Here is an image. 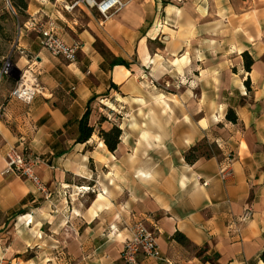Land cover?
<instances>
[{
	"label": "crops",
	"instance_id": "obj_1",
	"mask_svg": "<svg viewBox=\"0 0 264 264\" xmlns=\"http://www.w3.org/2000/svg\"><path fill=\"white\" fill-rule=\"evenodd\" d=\"M172 2L134 0L109 18L103 31L118 48L109 58L95 49L100 29L91 8L79 6L89 18L80 25L59 10L52 12L50 0H29L31 17L46 15L45 27L53 24L66 43L79 41L82 48L75 63L37 52L32 59L41 94L31 103L9 99L0 116V264H120L123 245L139 221L156 232L165 259L142 257L140 264H264V60L256 59L245 77L226 71L217 76L214 109L222 114L215 118L208 114V83L203 81L209 73L191 77L188 71L195 59L191 48L208 44L210 30H257L259 14L263 32L264 0ZM156 39H162L164 54L150 51L149 41ZM247 39H254L249 43L263 48L264 56V39L256 42L251 34ZM134 41L136 49L130 50ZM166 58L176 77L192 81L173 98L156 85V67ZM199 58L198 63L205 62L202 54ZM119 59L130 66L115 65ZM248 79L252 97L246 99ZM93 96L98 104L92 106V126L98 125L102 107L119 115L142 112L121 121L115 152L95 135L76 143L78 121ZM230 108L238 124L226 121ZM130 125L136 133L127 130ZM70 129L76 136L66 135ZM212 136L221 157L188 164L185 154ZM11 148L42 158L36 174L46 195L31 181L5 173ZM229 156L234 178L223 182L220 166ZM246 207L253 218L234 224ZM177 232L208 251L198 257L172 239Z\"/></svg>",
	"mask_w": 264,
	"mask_h": 264
},
{
	"label": "rangeland",
	"instance_id": "obj_2",
	"mask_svg": "<svg viewBox=\"0 0 264 264\" xmlns=\"http://www.w3.org/2000/svg\"><path fill=\"white\" fill-rule=\"evenodd\" d=\"M133 2L134 0H128L129 2ZM169 2L171 4L175 3L172 1L175 0H163V2ZM51 3H53V7H51L52 12L55 10H59L61 14H63L68 20L73 21L74 19H77L79 21L80 25H86L88 24L89 18L81 10L80 7L75 8L72 12L67 11L65 9V4H72L75 2V0H50ZM10 3V4H9ZM0 0V22L3 25L6 33L9 36L8 40L2 39L1 46H0V52L4 56L1 59L5 60V64L9 63L13 66L12 70L10 71L9 75H5V77L0 78V116L4 112V109L7 105V102L9 99H12L11 93L14 91V89L19 84L20 76L17 71L15 70H23L25 71L29 67H31L34 71H37V65L33 66V63H28V60H31L32 57L37 52H42L45 50H42L39 44V37H40V31L46 26L48 17L44 15L43 18L40 20H35L33 17H31L28 14V10L21 16L16 17L14 10L12 8L11 0ZM62 5V8H61ZM65 11V13L63 12ZM92 14L95 17V23L100 29V36H97L96 43H95V49L102 55H107L109 58H112L114 56V50L118 49L114 44L112 43V39L106 35V33L103 31L105 22L108 19H104L101 15H99V12L95 9H92ZM117 15V14H116ZM116 15H114L111 18H114ZM102 17V18H101ZM262 15L257 14L256 15V25L257 30H224V31H209L208 34V44H204L202 47L197 46L194 48H191L193 51V54L195 55V59H193L189 65L188 71H190L191 77H194L196 72L199 73L201 71H205L209 73V77L203 79L204 82L208 83L206 85L207 88V100L209 104V111L208 114L214 117L215 113L222 114V111L217 112L214 108L217 101V90H216V84L218 83L217 76L220 75L221 72H228L230 75L235 74L240 77H245L246 73H248L245 69V62L246 58L242 55L244 52H248L250 56L256 61L261 62V60H264V56L260 55L261 50L263 48H260L259 45L252 42L253 40L247 39V35L251 34L252 37H255V41L259 42L260 39H264V31L260 29V26H263V20ZM144 34L145 31H141V34ZM140 34V35H141ZM160 38V37H159ZM162 39H156L154 41H149V48L150 51L158 52L161 54H164V45L162 44ZM255 42V43H256ZM24 44V48L21 47L20 50H18L19 44ZM137 46V41L133 42V46L130 47V50H135ZM116 47V48H114ZM81 52L78 54V58ZM203 55V58L205 60L204 63H198L197 60H200L199 56ZM132 63L136 64L138 62L137 56L132 55ZM170 58L161 59L159 64L156 67V71L160 74L158 76L159 79H156L158 81L159 89H161V92L164 93L165 96L173 98L172 94H180L183 86L187 85L189 87L192 84V81L184 78V77H176L174 72H177L176 69L173 67L174 64L169 62ZM33 66V67H32ZM139 69V68H136ZM180 69V68H178ZM252 70V69H251ZM139 71L146 72L147 70L145 68H140ZM38 74V71L36 75ZM171 74V75H170ZM173 74V75H172ZM38 76V75H37ZM170 76V77H169ZM196 80V79H194ZM150 86L153 85V80H148ZM247 80H245L246 82ZM250 81V79H249ZM244 82V84H245ZM212 84H215L214 86ZM250 82V87H251ZM195 86V85H192ZM246 87V85H245ZM4 91V92H3ZM248 97L246 99H249L252 97L251 93H248V90L246 88ZM3 94H5L3 96ZM193 99L196 98V94H193V92L190 94ZM7 99V102L5 100ZM179 102V101H178ZM98 104V102L95 100L93 102L94 105ZM102 115L98 117V122L101 118H105L104 122L101 126V128L105 131H109L112 129L113 126H120L119 124L121 121L124 120H131L136 119L137 114H139V117H142V112H139L136 114V111H132L130 109V115L121 114L120 115L108 111L105 108L102 107V110H99ZM149 113V112H147ZM137 115V116H136ZM226 119V118H225ZM227 121V120H226ZM228 122V121H227ZM127 130L132 132V134L136 133L137 127L135 125L127 126ZM100 131V130H99ZM99 131L95 133L96 138H99L101 142L102 139L99 136ZM66 135L70 136H76L75 133L72 132V129L68 130ZM77 139V138H76ZM214 139V136L210 137L207 141L210 142V144H215V148L211 149V153L213 155L219 154L220 147L218 146L217 142ZM104 143V142H103ZM105 144V143H104ZM93 147L89 148L92 149ZM24 154H30L29 151H24ZM218 157H221L218 156ZM22 180H26V178L22 177ZM39 191V190H38ZM40 193H43L42 191H39ZM124 248V245H123ZM123 251V249H122ZM122 256V252H121ZM213 260V256L208 257ZM120 264H124L123 259H120Z\"/></svg>",
	"mask_w": 264,
	"mask_h": 264
},
{
	"label": "built area",
	"instance_id": "obj_3",
	"mask_svg": "<svg viewBox=\"0 0 264 264\" xmlns=\"http://www.w3.org/2000/svg\"><path fill=\"white\" fill-rule=\"evenodd\" d=\"M9 3V0H8ZM10 4V3H9ZM128 5V0H75L74 3L65 7L67 11L72 12L79 6H86L95 9L104 19H109L120 13ZM39 44L42 50L49 52L55 58H62L70 63H75L78 54L81 51L82 44L75 41L71 44L66 43L56 32L54 25L49 24L40 31ZM36 58L32 59L35 62ZM13 66L6 63L3 70L0 71V78L3 75H9ZM16 71V70H15ZM19 84L11 93L13 99L31 103L34 98L41 94L42 88L38 82V76L31 67L25 71L21 70ZM31 75L32 81L29 79ZM43 163L40 156L34 154L25 155L18 148H11L6 154L5 173H14L31 181L39 191L47 194L46 186L36 174V168ZM233 158L227 157L220 166L219 179L223 182H229L234 178L232 168ZM204 185H208L207 182ZM252 208L246 207L243 214L238 217L234 224L245 225L253 218ZM139 255L145 258L157 261H165L162 256L158 237L154 230L150 229L144 221L135 224L132 232V238L127 240L122 251L124 264H138ZM172 264L170 261H166Z\"/></svg>",
	"mask_w": 264,
	"mask_h": 264
},
{
	"label": "trees",
	"instance_id": "obj_4",
	"mask_svg": "<svg viewBox=\"0 0 264 264\" xmlns=\"http://www.w3.org/2000/svg\"><path fill=\"white\" fill-rule=\"evenodd\" d=\"M164 5H168L169 2H163ZM12 8L14 10L15 16H21L23 15L27 10L29 6V0H11ZM6 31L3 27V25L0 22V46L2 39L8 40L9 36L5 34ZM246 58L245 62V69L249 73L251 72L252 66L254 65L255 61L254 59L250 56L248 52H244L242 54ZM4 56L0 52V71L3 70L5 66V60L1 59ZM115 65H120V66H125L129 67V63L124 61V60H116ZM5 77L3 75L1 78ZM246 88L248 90V93L251 92V87H250V81L249 79L245 82ZM96 100V96H93L87 105L86 112L84 113L83 117L78 121V137L76 139V143L79 144H85L92 139V137L95 135L97 131H99V136L102 139V141L105 143L106 147L108 148L109 151L115 152L118 149V146L121 143L122 139V130L119 126H113L112 129L109 131H105L101 128L104 119L101 118L100 121L98 122L97 126H92L90 125V116L92 113V104ZM7 102V99L5 100ZM226 120L229 123L232 124H238L239 118L237 116V113L233 109H228L226 113ZM215 144H210V142L207 141V139H204L200 143H198L196 146L192 147L186 154H185V160L188 164L194 165L197 163L200 159H211L213 157H218L221 155V152L219 154L213 155L211 153V149L215 148ZM173 240L177 241L179 244L183 245L184 247H187L188 249L192 251L198 252L197 255L198 257H201L203 253L207 252V249H199L195 246L192 245V243L186 238V236L180 232H177L173 238ZM28 258L34 257L33 253L27 254ZM144 257L143 255H139L138 257V264H140L141 258ZM218 258V255L215 256ZM261 261L264 262V253L260 257Z\"/></svg>",
	"mask_w": 264,
	"mask_h": 264
},
{
	"label": "bare ground",
	"instance_id": "obj_5",
	"mask_svg": "<svg viewBox=\"0 0 264 264\" xmlns=\"http://www.w3.org/2000/svg\"><path fill=\"white\" fill-rule=\"evenodd\" d=\"M130 2H131V1H130ZM130 2H129V3H130ZM129 3H128V4H129ZM137 72H139V69H137ZM29 79L32 81V79H31V75H29Z\"/></svg>",
	"mask_w": 264,
	"mask_h": 264
},
{
	"label": "water",
	"instance_id": "obj_6",
	"mask_svg": "<svg viewBox=\"0 0 264 264\" xmlns=\"http://www.w3.org/2000/svg\"><path fill=\"white\" fill-rule=\"evenodd\" d=\"M17 71V73L20 75L21 74V72L19 71V70H16Z\"/></svg>",
	"mask_w": 264,
	"mask_h": 264
}]
</instances>
